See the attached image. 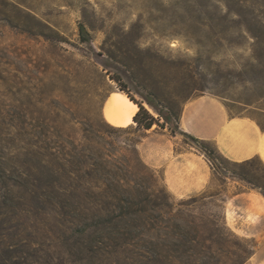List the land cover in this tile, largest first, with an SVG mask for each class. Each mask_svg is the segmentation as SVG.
<instances>
[{"label":"rangeland","instance_id":"374dc122","mask_svg":"<svg viewBox=\"0 0 264 264\" xmlns=\"http://www.w3.org/2000/svg\"><path fill=\"white\" fill-rule=\"evenodd\" d=\"M238 1L264 21V0ZM224 13L223 0H0V264H135L131 248H99L73 230L68 215L61 213L48 189L54 180L50 151L33 148L35 156L27 151L20 118L28 119L31 133L61 132L68 136L69 144L62 149L66 161L60 182L66 195L81 199L86 197L80 188L85 171L74 156L83 151L77 144L89 129L87 118L94 116L96 109L101 113L111 92L103 118L112 126L134 124L130 119L137 107L115 82L108 80L110 90L103 93L95 74L85 80L77 67L85 58L100 69L105 63L112 73L121 75L127 69L125 65L110 60L105 53L115 52L118 45L133 44L141 50V61L129 62L130 66L145 70L151 84L161 92H178L179 104L199 95H211L233 113L248 110L259 115L254 106H262V101L255 102L264 95V70H247L252 40L236 31L221 38L223 35L213 28ZM198 21L205 24L202 32L197 29ZM40 22L50 25L61 41L49 42L35 35ZM79 23L86 26L88 43L78 41ZM128 88L141 101L134 87L128 84ZM101 92L105 95L103 102ZM143 105L157 117L146 103ZM153 132L171 136L166 127L153 126ZM146 134L147 131L106 132L102 144L107 150H115L111 156L114 161L134 163V155L122 149L124 142L139 135L141 142ZM174 137L177 150H195L193 144L183 143L182 135ZM72 141L75 145L70 144ZM138 154L141 159L139 151ZM254 168L261 170L256 164ZM137 170L138 175H101L97 180L106 184V178H123L130 187L142 190L147 188L146 172L141 167ZM250 189L261 194L237 176L223 169H211L208 191L218 194L205 206L182 204L178 208L184 214L201 212L210 220L221 217L225 226L221 234L228 246L243 239L244 245L255 243L257 247L256 239L239 236L225 220L224 203L228 197ZM186 199L173 197L175 203ZM235 218L234 213L232 217L227 215L231 227ZM217 225L220 227V222ZM164 226L161 222L160 230ZM164 240L162 231L157 237L146 233L141 250L148 264L154 258L164 262L187 260L183 254L155 253L153 244L162 248Z\"/></svg>","mask_w":264,"mask_h":264},{"label":"trees","instance_id":"16d2710c","mask_svg":"<svg viewBox=\"0 0 264 264\" xmlns=\"http://www.w3.org/2000/svg\"><path fill=\"white\" fill-rule=\"evenodd\" d=\"M242 3L244 2L238 0H223L224 16L220 22L213 24V28L223 35L221 38L236 31L244 39L252 40L248 46L251 55L247 70H264V21L255 15L249 6L241 5ZM27 13L35 19L31 12ZM197 23L198 31L202 32L205 24L201 21ZM40 26L39 32L35 35H39L49 42L61 41V36L50 25L40 22ZM78 41L81 44L90 41L84 23L78 24ZM140 52L141 50H138L135 45L130 44L129 46L118 45L115 52L109 50L105 53L110 60L125 65L127 69L123 70L121 75L112 73L105 63L102 64V69L98 68L88 58L80 61L77 65L85 80L91 73L97 76L103 93L110 90L108 80L113 81L118 85V90L126 93L138 107V111L132 118L134 124L127 127H115L107 123L99 109H96L94 116L87 118L90 130L86 131L84 139L77 144L83 148V151L74 156V160L82 165L85 171V180L80 186L86 194L85 198L78 199L66 195L65 188L60 182V177L65 172L66 160L62 149L69 144L67 135L61 132L31 133L28 130L30 125L28 119L21 117L22 138L28 147L27 151L35 156L33 148H48L50 151L48 158L53 166L51 171L54 178L48 189L53 194L55 205L61 213L68 215L70 226L73 227V230L79 231L82 238L90 245L99 248H102L101 246L129 247L133 254L131 259L135 264H148L145 254L141 250V247L146 243L145 235L149 231L157 237L162 231L165 236L163 247H159V244L155 242L153 244L154 252L168 255L183 254L186 255L187 260L164 262L154 258L149 264H246L255 252V243L250 246L244 245L242 242L245 241L240 239L233 246H228L221 234V229H225L221 217L218 221L210 220L201 212L197 215L184 214L183 210L178 208L182 204L192 207L205 206L208 204L207 200L218 193L213 194L205 190L175 203L173 196L164 184L161 172L147 166L140 159L137 151V145L142 138L140 135L136 139L124 142L122 147L134 155V163L114 161L111 156L112 151L115 150H107L103 146L102 140L106 132L139 134L150 130L153 126H156V129L166 127L171 136L182 135L185 138L183 142L185 145L193 144L195 151L205 158L212 170L218 172L223 169L237 176L250 184L252 188L259 189L264 198V164L255 158L244 162H232L218 151L213 142L181 132L179 120L185 103L179 104L178 92L163 93L157 85L151 84L148 79L149 75L141 67L132 68L130 66L129 62L141 61ZM261 82L264 85V78L261 79ZM128 84L134 87L135 93L141 101L133 97ZM103 93L99 94L100 102H103L105 98ZM259 101H262V106H254V109L259 113L258 123L262 124L264 95L260 96L255 103H259ZM143 102L157 114V117L144 107ZM223 105L230 114H236L231 111L229 106L224 103ZM51 122L54 126L57 125L56 120ZM70 144L75 145L73 141ZM255 164L260 167L261 172L254 168ZM137 167H141L146 172L144 180L147 183V188L142 190L130 187L123 182V178L114 181H109L106 178V184L97 180V177L101 175L106 177L138 175ZM26 171L29 172V168H26ZM161 222L165 223L162 230L159 228ZM218 222L221 224L220 227L217 225Z\"/></svg>","mask_w":264,"mask_h":264},{"label":"crops","instance_id":"0c3cea01","mask_svg":"<svg viewBox=\"0 0 264 264\" xmlns=\"http://www.w3.org/2000/svg\"><path fill=\"white\" fill-rule=\"evenodd\" d=\"M258 119L257 113L248 110L230 114L218 98L199 95L183 105L179 130L213 142L232 162L255 158L264 164V116L262 124ZM174 139L166 133H154L153 127L147 130L138 144L142 161L161 172L168 192L175 198H189L208 190L211 181L209 164L192 148L177 150ZM224 204L225 220L231 230L241 237L258 241L246 264H264V198L250 189L231 194ZM233 213L236 218L231 227L227 215L232 217Z\"/></svg>","mask_w":264,"mask_h":264},{"label":"water","instance_id":"95a60500","mask_svg":"<svg viewBox=\"0 0 264 264\" xmlns=\"http://www.w3.org/2000/svg\"><path fill=\"white\" fill-rule=\"evenodd\" d=\"M109 96V95H108ZM108 96L106 97V99L104 100L103 104H102V107H101V113H102V116H103V109H104V106H105V103L107 101V98Z\"/></svg>","mask_w":264,"mask_h":264},{"label":"bare ground","instance_id":"6f19581e","mask_svg":"<svg viewBox=\"0 0 264 264\" xmlns=\"http://www.w3.org/2000/svg\"><path fill=\"white\" fill-rule=\"evenodd\" d=\"M137 111H138V107H136V110H135V112H134V113L132 114V116H131V119H130V120H131V122H133V121H132V118H133V116L135 115V113H136Z\"/></svg>","mask_w":264,"mask_h":264}]
</instances>
